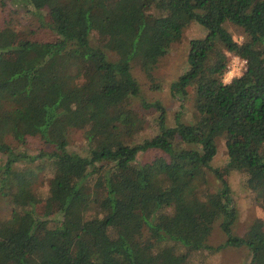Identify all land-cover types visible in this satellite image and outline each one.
<instances>
[{
	"label": "trees",
	"instance_id": "1",
	"mask_svg": "<svg viewBox=\"0 0 264 264\" xmlns=\"http://www.w3.org/2000/svg\"><path fill=\"white\" fill-rule=\"evenodd\" d=\"M6 7L15 19L0 25V197L11 211L0 217V264H193L219 248L208 243L216 223L223 244L264 264V221L233 232L232 191L211 165L223 139L225 171L264 188V0H0ZM192 23L207 32L169 85L180 107L170 123L136 71L158 90L161 58ZM226 52L245 62L227 82Z\"/></svg>",
	"mask_w": 264,
	"mask_h": 264
},
{
	"label": "rangeland",
	"instance_id": "2",
	"mask_svg": "<svg viewBox=\"0 0 264 264\" xmlns=\"http://www.w3.org/2000/svg\"><path fill=\"white\" fill-rule=\"evenodd\" d=\"M144 1V0H143ZM147 2V1H146ZM15 19L12 8L6 7L0 10V25L3 20ZM16 22V21H15ZM25 21H22L20 25H15L17 28L25 26ZM231 30L233 37L236 41L243 40L241 31L232 25L228 26ZM36 38L45 39L48 34L43 30L36 31ZM206 29L197 23H192L184 33V36L180 42L174 43L168 53L161 58L158 69L156 70V80L160 84L158 90H151L149 82L145 79V76L136 71V74L140 80L142 86L143 95L149 100H160L167 109V116L170 123L174 122V115L177 111H180L179 102L174 100L169 91L170 83L175 80L178 75L186 70V58L189 51V42L192 38L204 36ZM20 34V32H18ZM92 44L102 43V38L93 33L91 38ZM229 57L227 70L224 73L223 81H230L234 76H238L242 73L245 62L243 59L236 55L226 52ZM81 81V79L79 80ZM145 111V114H147ZM192 113L186 109L182 110V118L189 121L192 118ZM70 147L79 149L82 146V139L80 132H70ZM217 154L211 162L212 167L218 168L219 171L227 178L230 189L235 201V206L238 211L237 220L232 226L233 232L236 235L244 236L248 228L256 220L264 221V188H252L244 185L241 180V175L237 172H227L224 169V165L227 161L226 149L224 147L223 139H218ZM153 156V153H141L139 159L145 161ZM214 186L217 182L214 181ZM98 193L92 189L89 191L87 199L92 200L97 197ZM91 206L89 211L91 212ZM11 206L8 198L0 197V217L4 218L9 215ZM225 233L222 231L218 223L213 227L212 233L208 239V243L216 249L210 251L200 250L193 256V264H248L251 256L250 249L246 246L234 247L223 244L225 241Z\"/></svg>",
	"mask_w": 264,
	"mask_h": 264
}]
</instances>
